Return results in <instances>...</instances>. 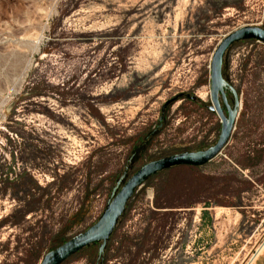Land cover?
I'll use <instances>...</instances> for the list:
<instances>
[{
    "label": "rangeland",
    "instance_id": "1",
    "mask_svg": "<svg viewBox=\"0 0 264 264\" xmlns=\"http://www.w3.org/2000/svg\"><path fill=\"white\" fill-rule=\"evenodd\" d=\"M243 25L264 28V0H0V264H39L144 163L213 145L211 56ZM222 74L240 107L220 153L149 177L101 255L94 243L62 264L252 263L264 244V43L232 44ZM181 93L194 99L162 113Z\"/></svg>",
    "mask_w": 264,
    "mask_h": 264
},
{
    "label": "water",
    "instance_id": "2",
    "mask_svg": "<svg viewBox=\"0 0 264 264\" xmlns=\"http://www.w3.org/2000/svg\"><path fill=\"white\" fill-rule=\"evenodd\" d=\"M242 40H255L264 43V28L243 25L228 32L218 42L211 56L209 66L211 105L208 108L210 111L215 112L220 119L221 127L217 141L204 150L175 153L144 163L127 178L120 189L108 201L97 222L47 252L41 258L39 264H62L72 255L94 243L100 244L98 254L101 255L119 219L123 215L129 200L149 177L175 166H202L220 153L231 136L240 107L238 93L223 77V57L232 44ZM226 90H229L233 94V105H230L228 102ZM182 96L183 94L181 93L166 101L162 106V112L166 106ZM186 97L194 99V96L186 95ZM224 108L226 113L224 112ZM162 120L163 116L161 115L157 128L161 127Z\"/></svg>",
    "mask_w": 264,
    "mask_h": 264
},
{
    "label": "crops",
    "instance_id": "3",
    "mask_svg": "<svg viewBox=\"0 0 264 264\" xmlns=\"http://www.w3.org/2000/svg\"><path fill=\"white\" fill-rule=\"evenodd\" d=\"M251 264H264V244L258 253L255 255Z\"/></svg>",
    "mask_w": 264,
    "mask_h": 264
},
{
    "label": "bare ground",
    "instance_id": "4",
    "mask_svg": "<svg viewBox=\"0 0 264 264\" xmlns=\"http://www.w3.org/2000/svg\"><path fill=\"white\" fill-rule=\"evenodd\" d=\"M207 95H208V94H206V93H201V94H199L198 96H199L200 98H206ZM259 248H260V247H259Z\"/></svg>",
    "mask_w": 264,
    "mask_h": 264
},
{
    "label": "flooded vegetation",
    "instance_id": "5",
    "mask_svg": "<svg viewBox=\"0 0 264 264\" xmlns=\"http://www.w3.org/2000/svg\"><path fill=\"white\" fill-rule=\"evenodd\" d=\"M186 95H190V94H183L184 97H186ZM190 96H192V95H190ZM186 98H188V97H186ZM166 108H167V106H166ZM166 108H165V109H166ZM165 109L163 110L162 113H164ZM163 119H164V116H163ZM162 124H163V120H162ZM161 126H162V125H161Z\"/></svg>",
    "mask_w": 264,
    "mask_h": 264
},
{
    "label": "built area",
    "instance_id": "6",
    "mask_svg": "<svg viewBox=\"0 0 264 264\" xmlns=\"http://www.w3.org/2000/svg\"><path fill=\"white\" fill-rule=\"evenodd\" d=\"M262 246H263V245H262ZM262 246H261V247H262ZM261 247H260V248L257 250L256 254H257V253H258V251L261 249ZM256 254H255V255H256ZM255 255H254V257H255Z\"/></svg>",
    "mask_w": 264,
    "mask_h": 264
}]
</instances>
